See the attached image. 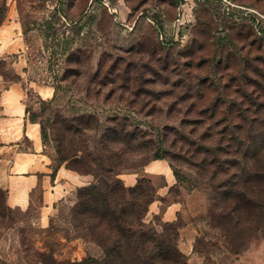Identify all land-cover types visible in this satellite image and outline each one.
Here are the masks:
<instances>
[{
    "label": "rangeland",
    "instance_id": "1",
    "mask_svg": "<svg viewBox=\"0 0 264 264\" xmlns=\"http://www.w3.org/2000/svg\"><path fill=\"white\" fill-rule=\"evenodd\" d=\"M13 20L38 120L52 130L78 111L126 118L139 135L125 173L160 153L184 186L208 198L206 213L181 219L192 228L179 238L188 263L264 264V218L226 236L210 217L211 190L198 169L217 123L232 128L242 113L254 123L264 111V0H0V25ZM16 60L9 55L0 71L20 82ZM47 147L55 153L51 139ZM159 218L147 221L161 229ZM15 221L0 228V264L103 257L64 219L43 229L15 210Z\"/></svg>",
    "mask_w": 264,
    "mask_h": 264
},
{
    "label": "trees",
    "instance_id": "2",
    "mask_svg": "<svg viewBox=\"0 0 264 264\" xmlns=\"http://www.w3.org/2000/svg\"><path fill=\"white\" fill-rule=\"evenodd\" d=\"M55 93L56 89L47 101H53ZM28 110L30 119L40 123L44 143L48 145L49 139L55 143V171L65 163L70 170L93 176L89 184L78 188L71 226L103 251L101 258L66 262L44 258V264H189L179 246L181 219L164 222L159 218L161 229L147 221L149 207L158 198L151 178L140 177L128 186L120 177L131 167L129 151L135 150L138 140L136 127L130 128L119 115L103 119L96 112L78 111L61 117L51 130ZM261 114L253 123L242 113L243 122L232 128L217 123L198 166L211 190L210 217L226 236L246 227L256 228L264 218V111ZM144 146L149 145L146 142ZM154 159L168 160L160 153ZM16 223L15 209L8 205L7 192L0 187V228H12Z\"/></svg>",
    "mask_w": 264,
    "mask_h": 264
},
{
    "label": "crops",
    "instance_id": "3",
    "mask_svg": "<svg viewBox=\"0 0 264 264\" xmlns=\"http://www.w3.org/2000/svg\"><path fill=\"white\" fill-rule=\"evenodd\" d=\"M24 49L16 21L1 24L0 69L9 55H17L15 63L20 82L6 78L0 71V187L7 192L9 206L28 215L33 224L47 229L62 219L71 224L70 215L78 188L89 184L93 176L70 170L65 163L55 171L54 151L44 143L40 123L30 119L26 101L28 88L24 86ZM38 93L40 95L41 91ZM48 94L54 95V91ZM143 176L151 178L158 195L151 203L147 217L152 214L160 216L164 222H175L182 219L184 212H207L206 194L178 182L166 159L151 160L140 171L120 175L128 186L136 184ZM174 189H178L176 194ZM189 227L182 223L180 236L183 239L186 232L191 233ZM192 239H195L194 234H188L187 240Z\"/></svg>",
    "mask_w": 264,
    "mask_h": 264
}]
</instances>
